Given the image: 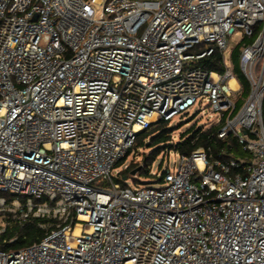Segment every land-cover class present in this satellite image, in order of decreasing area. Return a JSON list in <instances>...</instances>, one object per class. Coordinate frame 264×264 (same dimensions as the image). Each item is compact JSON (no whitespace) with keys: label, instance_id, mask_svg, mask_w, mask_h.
Returning a JSON list of instances; mask_svg holds the SVG:
<instances>
[{"label":"built area","instance_id":"built-area-1","mask_svg":"<svg viewBox=\"0 0 264 264\" xmlns=\"http://www.w3.org/2000/svg\"><path fill=\"white\" fill-rule=\"evenodd\" d=\"M245 37L238 107L226 51ZM216 50L222 72L200 64ZM196 105L243 155L199 147L158 186L97 184ZM0 193V246L45 230L0 264H264V0H0Z\"/></svg>","mask_w":264,"mask_h":264},{"label":"trees","instance_id":"trees-1","mask_svg":"<svg viewBox=\"0 0 264 264\" xmlns=\"http://www.w3.org/2000/svg\"><path fill=\"white\" fill-rule=\"evenodd\" d=\"M250 41L251 39L245 40L243 43H239L234 47L233 54L235 57L238 56V52L242 44L245 45ZM200 64L208 69L217 70L219 72L224 70L223 56L219 50H216L212 55L202 59ZM234 69L236 73H238V77L243 86V91L248 93L250 87L247 79L245 78L244 74L241 73L236 64ZM170 122V120L161 119L155 123H152L147 129L142 130L138 134L135 144L123 160H125L134 150L138 149L139 147H148L152 150L150 153H148L146 157L147 159L144 160L143 163L142 161H134L129 164L128 167L122 171L124 176H129L131 171L139 166H141L140 170L138 171L139 173L150 174V167L157 156L163 151L167 152L174 146L172 144L173 127L170 126ZM220 126L221 125H214L210 129L206 130L204 128L190 130V135L178 142L177 151H179L181 154H190L199 147H205L210 152H213L215 155L219 156L222 148H226L228 153L232 152L235 147L237 149H241L236 138L230 136L228 138L221 139L218 137ZM40 221L42 220L39 218H32L25 224H18L10 227L7 232L3 234L2 242L4 239L9 240L15 236L17 239L14 242H6L0 246V249L11 250L22 248L41 240L45 230L39 226Z\"/></svg>","mask_w":264,"mask_h":264},{"label":"rangeland","instance_id":"rangeland-1","mask_svg":"<svg viewBox=\"0 0 264 264\" xmlns=\"http://www.w3.org/2000/svg\"><path fill=\"white\" fill-rule=\"evenodd\" d=\"M250 38H237L238 41L232 42L230 49L226 51V58L230 60L234 66L235 64L240 69L241 73L243 74L241 67H240V52L244 46L242 44L238 56L235 57L233 54L234 47L238 45L239 43H243L245 40H249ZM207 44L201 45L200 47H207ZM199 47L195 49V51H198ZM236 77L240 81L238 77V73H236ZM250 91V89H249ZM248 93H245L243 90L239 93L240 99L238 100V107L242 105L244 102V97H246ZM221 117L220 113L213 114L212 117L209 116L208 107L206 106H193L190 108L189 113L183 114L182 116H176L171 120L170 126L173 127V134H172V144L174 145L172 148H170L167 152L163 151L161 154L157 156L155 161L150 167V174H143V173H137L136 177L129 174L127 179H124V175H119V171H123L125 169L126 165L131 164L134 161H143L146 160L148 153L151 152V148L148 147H139L138 149L134 150L125 160L118 163L112 170V181L111 180H100L97 182L98 185L104 186L107 188L113 187V182L116 184H120L122 187H132L135 188L137 186H144L147 184H152L158 186L160 183L156 181L157 176L156 174L162 173L167 168L172 169L173 171L176 170L181 162V153L177 151V144L181 140L185 139L190 135V130L197 129V128H204L210 129L217 123L218 118ZM185 135V136H183ZM244 152L241 149H237L236 147L232 150V154L235 156H241ZM127 176V175H126ZM12 219H9V216L6 214L3 221L5 224L9 222L8 226L14 225V221L11 222Z\"/></svg>","mask_w":264,"mask_h":264},{"label":"water","instance_id":"water-1","mask_svg":"<svg viewBox=\"0 0 264 264\" xmlns=\"http://www.w3.org/2000/svg\"><path fill=\"white\" fill-rule=\"evenodd\" d=\"M140 167H141V166H139V167L133 169V170L131 171V174H132V175H136V174L138 173V171L140 170ZM127 178H128V176H124V179H127Z\"/></svg>","mask_w":264,"mask_h":264},{"label":"bare ground","instance_id":"bare-ground-1","mask_svg":"<svg viewBox=\"0 0 264 264\" xmlns=\"http://www.w3.org/2000/svg\"><path fill=\"white\" fill-rule=\"evenodd\" d=\"M232 85L235 86V87H237L236 80H233V81H232ZM79 231H80V230H78L77 232H79Z\"/></svg>","mask_w":264,"mask_h":264}]
</instances>
